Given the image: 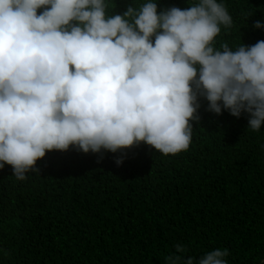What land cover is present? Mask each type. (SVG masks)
<instances>
[{
  "label": "clouds",
  "instance_id": "9594fccd",
  "mask_svg": "<svg viewBox=\"0 0 264 264\" xmlns=\"http://www.w3.org/2000/svg\"><path fill=\"white\" fill-rule=\"evenodd\" d=\"M187 2L158 10V0H135L121 15L115 0H0V169L25 181L47 151L70 147L100 154L97 163L121 152L117 166L142 142L179 154L201 98L217 115L247 113V129L260 131L264 40L217 47L234 27L225 0ZM229 255L173 254L166 264H228Z\"/></svg>",
  "mask_w": 264,
  "mask_h": 264
},
{
  "label": "trees",
  "instance_id": "16d2710c",
  "mask_svg": "<svg viewBox=\"0 0 264 264\" xmlns=\"http://www.w3.org/2000/svg\"><path fill=\"white\" fill-rule=\"evenodd\" d=\"M234 27L216 38L264 40V0H225ZM135 0H115L123 14ZM189 7L158 0V10ZM42 11V10H38ZM187 151L163 155L145 143L121 152L47 151L25 181L0 169V264H166L227 249L228 264L264 261V126L248 114L207 111L201 98ZM181 244L186 251L176 252Z\"/></svg>",
  "mask_w": 264,
  "mask_h": 264
}]
</instances>
